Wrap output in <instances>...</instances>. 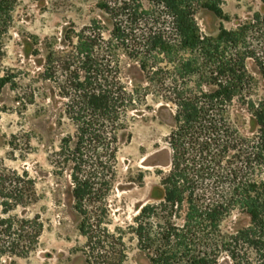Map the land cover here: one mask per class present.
<instances>
[{
    "label": "trees",
    "instance_id": "obj_1",
    "mask_svg": "<svg viewBox=\"0 0 264 264\" xmlns=\"http://www.w3.org/2000/svg\"><path fill=\"white\" fill-rule=\"evenodd\" d=\"M144 1L105 0L100 8L111 18L110 37L93 21L67 35L66 51L49 49L43 64L76 128L55 156L70 170L80 229L91 239L90 232L103 230L101 215L87 205L106 200L118 152L132 138L128 114L153 94L174 108L175 124L170 173L152 192L163 206L141 211L158 220L155 236L138 233L151 264H220L225 257L230 264H264V95L253 93L256 80L246 64L254 57L264 75V54L246 44L250 33L264 43V15L210 36L197 23V6L226 19L224 0ZM17 4L0 0V94L16 84V75L1 67ZM119 53L142 77L131 86L122 78ZM26 183L25 174L0 168L3 213L27 204L32 193ZM236 210L248 223L223 230ZM41 231L34 220L0 217V264L7 255L28 254Z\"/></svg>",
    "mask_w": 264,
    "mask_h": 264
},
{
    "label": "rangeland",
    "instance_id": "obj_2",
    "mask_svg": "<svg viewBox=\"0 0 264 264\" xmlns=\"http://www.w3.org/2000/svg\"><path fill=\"white\" fill-rule=\"evenodd\" d=\"M104 1L18 0L1 67L2 73L16 75V84H8L0 94V168L25 174L32 197L8 214L0 205V217L18 215L34 220L42 231L37 246L28 254L7 255L2 264H151L138 233L155 236L158 220L148 218L147 213L141 215V211L146 205H162L152 192L163 187L171 170L169 137L175 124L174 108L150 94L138 111L129 112L132 138L118 152L114 184L103 203L87 205L96 217L101 215L103 228L90 232L92 239L80 229L83 217L73 199L70 170L60 166L55 156L62 138L73 135L76 128L64 114L66 100L57 83L46 79L43 64L49 49L66 51L67 35L93 21H100L105 38L110 37L111 18L100 8ZM144 2L150 5L148 0ZM222 8L226 19L197 6L196 20L204 34L217 36L222 26L236 30L256 13L264 15V0H224ZM260 37L250 33L246 44L264 54ZM119 59L127 85L142 79L137 66L129 69L130 61L123 53ZM246 64L256 80L253 93L264 95V75L255 58L248 57ZM248 221L247 215L236 210L222 228H239ZM220 264L230 262L225 257Z\"/></svg>",
    "mask_w": 264,
    "mask_h": 264
}]
</instances>
